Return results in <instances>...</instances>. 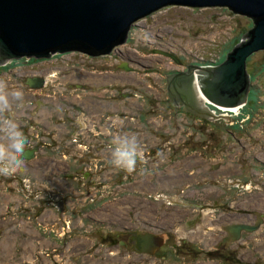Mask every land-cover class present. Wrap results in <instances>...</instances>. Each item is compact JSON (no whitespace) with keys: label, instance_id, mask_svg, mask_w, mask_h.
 I'll list each match as a JSON object with an SVG mask.
<instances>
[{"label":"rangeland","instance_id":"obj_1","mask_svg":"<svg viewBox=\"0 0 264 264\" xmlns=\"http://www.w3.org/2000/svg\"><path fill=\"white\" fill-rule=\"evenodd\" d=\"M252 26V17L227 5H166L137 19L128 39L116 44L110 53L90 54L72 49L48 58L22 57L0 65V81L7 84L9 91L23 93V100L13 105L12 116L6 112L2 118L16 124L20 120L26 129L33 131L42 127L40 121H46V132L62 141L61 145H42L47 149L46 157L54 156L53 149H61V154L65 149L73 153L67 157V152L63 153V160L70 158L71 174L75 169L90 170L85 185L91 187V193L82 196L92 204L83 214L104 224L100 227L93 219H82L79 211L70 216L69 209L77 201L72 186L78 185L80 174L77 178L67 174L63 178V182H69L65 189L33 175L32 171L20 169L11 176H0V197H3L0 199V264H263L264 261L222 260L218 251L210 253L221 240L220 231L213 226L205 229L206 235L197 231L191 234L180 228L167 231L169 242L161 252L151 255L119 244L117 240H124L122 236L115 235L113 241L109 240V233L102 237L106 232L116 234L122 226L129 225L133 212L138 215L148 211L147 217H154L149 207L167 210L162 207L175 203L170 201L174 197L202 200L200 205L184 202L180 210L174 208L176 205L171 206L168 211L177 218L188 210L204 211V216L217 220L220 215L246 217L242 213L253 219L255 210L264 214V49L253 52L247 60L248 70L255 77L245 104L235 109L196 98L197 106L203 107L206 102L212 114L229 118L219 116L209 120L192 112L184 113L181 105L171 101L166 82L167 72L184 66L166 51H173L186 63L217 64ZM115 50L138 59L144 67L140 65V71L122 67L119 63L123 57ZM35 73L48 76L46 89L36 90L24 83L26 75ZM34 95L45 98L46 102L51 100L47 105L50 116H45L41 104L37 123L29 117L30 109L23 118L17 117L21 107L16 104L33 101ZM79 96L86 98L87 105L92 99L96 100L95 106L100 104L95 114L98 123L92 129L90 125H81L86 117L93 115L91 112H85L82 118V114L70 111H82L81 105L74 104ZM57 104L64 113L59 122L57 118L51 119L54 124L59 123L52 126L50 117L55 115ZM68 115L73 124L67 121L70 117L65 120ZM68 123L73 130L70 137L63 129L64 124L69 127ZM116 135H134L140 146L143 158L138 159L132 174L116 169L111 163L112 140ZM210 172L208 180L206 176ZM120 177L121 181L117 180ZM174 177L182 179L179 190L170 191L162 186L152 193L158 192L157 196L161 197L150 196L151 202L144 198L155 181ZM194 179L199 183L192 182ZM43 186L47 193L51 189L47 200L42 196ZM97 191L101 197L94 201ZM225 194H230L228 200L218 205L216 211L203 207L209 201L222 200ZM67 198L71 201V205L67 204L70 208L66 205ZM113 210H119L121 216L111 218ZM130 225L139 228L137 222ZM258 235L255 249L239 251L240 258L250 255L247 260L251 261L252 252L256 251L264 259V233Z\"/></svg>","mask_w":264,"mask_h":264},{"label":"water","instance_id":"obj_2","mask_svg":"<svg viewBox=\"0 0 264 264\" xmlns=\"http://www.w3.org/2000/svg\"><path fill=\"white\" fill-rule=\"evenodd\" d=\"M173 4L189 6L227 5L249 15L253 26L217 64H186L182 73L167 74L168 95L183 109L206 119L214 115L210 106H197L192 89L193 74L199 72L204 100L217 106L245 104L252 88L248 70L249 56L264 49V0H0V65L22 57L48 58L56 52L82 50L90 54L110 53L116 44L125 42L137 19ZM180 62V59L175 56ZM127 67V66H124ZM45 77H30L32 87L45 84ZM194 87V86H193ZM25 156L33 155L27 149ZM247 224H234L230 230L237 239ZM137 247L153 252L164 243V235L146 231L135 236Z\"/></svg>","mask_w":264,"mask_h":264},{"label":"flooded vegetation","instance_id":"obj_3","mask_svg":"<svg viewBox=\"0 0 264 264\" xmlns=\"http://www.w3.org/2000/svg\"><path fill=\"white\" fill-rule=\"evenodd\" d=\"M117 53H119V55H121L123 57V60L119 63V65H121L122 67L125 66L124 62H126L127 64L130 63L131 66L127 65L130 67V69H137L140 71V68L139 66H143L142 64H140L139 60L132 57V56H123L124 53L121 51H116ZM165 53H167L168 55H170L171 57H173L174 60L175 59V56L178 57L181 61L182 64H184V66L180 69L178 68H174L173 70L169 71L166 73L167 74H175V73H182V72H185L187 69H188V66L186 64H191V63H186L182 57L176 55L173 51H166ZM127 60V61H126ZM139 62V63H138ZM8 63V62H7ZM134 63L136 65H134ZM2 66V65H1ZM45 77L46 81H45V84L42 85L41 87H38V88H33V89H46V83L48 82V76L41 73L40 77ZM30 77H36V75L32 74V75H26L25 78H24V83L28 86L29 85V81H30ZM166 82H167V77H166ZM192 85V83H191ZM167 86H168V82H167ZM31 87V86H30ZM168 89V88H167ZM193 89V87H192ZM168 91V90H167ZM194 93V97H195V92L193 91ZM34 100H26L28 103L26 102H23L21 103L22 104V107L19 109V114L17 115L18 118H23L24 116L27 115V113L25 111L29 110L30 109V116L29 117H32L33 120L37 123V119H36V116H38L37 114L40 113V110H41V104H44V111H45V116L49 117L50 116V111L51 110H48L47 109V105L51 104L49 101L51 100H47L48 102H46V99L43 98L44 100L42 101V98L39 96L38 98L36 97V95H34ZM76 99V102L74 103L75 105H81L82 106V109H85L86 112H90L89 109L91 110H94V109H97L98 106L100 104H98L97 106H95L94 104H97L95 103L94 99L92 100H89V103L90 105H87V101H86V98L84 99V96H79V100L82 99V101H79L78 98H75ZM87 99H90L89 97ZM29 102L32 103V107L30 106ZM34 104V105H33ZM54 105H55V102H54ZM181 107L183 108L184 107V104L181 105ZM62 108L60 104H57V107L55 109L54 114H51V117H50V123H52V126H54V123L51 121L52 118L56 119V120H59L62 118V115H61V112H62ZM64 112V111H63ZM184 113H187V114H190L191 112L189 111H186L184 110ZM12 111L9 112V115L12 116ZM60 115V117H59ZM65 115V114H64ZM67 117H70L69 115L66 116V119L67 120ZM99 118L98 116H95V114L91 115V116H88L86 117L85 119V123H82L81 120H79L81 122V125L82 126H86V125H90V128L92 129V127L95 125V123L97 124L98 123V119ZM71 120H67L69 121L71 124H73V121L72 118L70 117ZM16 122L18 123L17 125L20 126L21 129V132H23L24 136L27 138V143H26V146H25V151L27 149H33V155L30 156V157H26L25 156V153L23 154V161H24V166L21 168L22 170L24 171H32L33 175H36L38 176L39 178H47L52 185L58 187V188H64L67 186V183H69L68 181L66 182H63V178L68 174L70 175V177H78L77 175L80 174V179L78 180V185H74L72 186V189H74V196L77 197V201L75 200V204L72 208H70L69 206L71 205V201L69 202L68 198L65 200L66 201V205L67 204H70V205H67L71 211V217H74L75 216V213H77L79 211V214L82 213V219L83 218H87V219H93L92 221L98 225V226H103L104 224L101 222L100 219H97V218H94L92 216H90L89 214H86L84 215L83 212L84 210L88 207V205L92 204L91 202L89 203L88 200H84L82 194H89L91 193L90 191V186L88 185H85V180L88 179L91 175V172L90 170H85V169H75L73 170L72 174H71V170H72V166L70 164V158L66 159V160H63V153L65 154V152H67V155H65L66 157L67 156H73V153H69L68 151H64L65 149H63V153L61 154L60 150L61 149H53V153H54V156H47L46 157V153H47V149H43L42 145L44 144H48L49 146H53V144H56V140L54 138H52L50 136V133L49 132H46L47 130V127L45 126L44 123H46V121L44 122H41L42 127L41 128H34V131L31 130V129H26L25 128V124L20 121V120H16ZM69 124V123H68ZM69 124V127L67 125L64 124V130L66 131V133L69 134V137L70 135L72 134L73 130H72V125ZM51 124H49L50 126ZM100 126V125H99ZM102 127V126H100ZM67 128V129H66ZM102 129V128H101ZM107 130V129H106ZM27 131V133L25 132ZM33 131V132H32ZM88 132V131H87ZM103 134L105 135V132L104 130H102ZM77 132H75L76 134ZM72 136V135H71ZM61 142L62 141H59L58 143L61 145ZM72 152V151H70ZM77 154V152H76ZM76 156V155H75ZM34 159H37L38 162L34 161ZM150 171H154L152 170L151 168V165H150ZM141 173V172H140ZM211 175V172L209 173V175L206 176V178L209 180V176ZM121 177L120 179H117V180H120L121 181ZM166 181V183H165ZM170 181V182H169ZM196 179L192 180V182H195ZM199 183V181H196ZM146 184V183H144ZM208 184H209V181H208ZM182 185V179H176L175 177L172 179V180H167V179H158V181L155 183H153L151 185V188H147L148 190H146L145 192V199L149 202L150 199L149 197L151 196L152 198H159L161 196H157L158 192L154 195L152 193H154L153 191L154 190H157L159 187L161 188L162 186L164 188H169L170 191H177L179 190L180 186ZM184 186V185H183ZM148 187V185H147ZM86 189L83 190V189ZM44 190V195H42L44 197V200H47L49 195L51 194V189L48 190V193L46 192V187L43 186L42 188ZM54 189H57L54 187ZM211 189V188H210ZM59 190V189H58ZM194 192H196L197 190H193ZM172 196V195H171ZM230 194L228 195H224V197H222V200L220 201H216L215 199V202L214 203H210L207 202V205L203 206V207H206L208 209H210L211 211H216L217 209V206H221V204H225L227 197H229ZM63 197V196H62ZM100 194L99 192L97 191L94 195V201L98 200L100 198ZM171 197L168 196V199H170ZM206 198V196H205ZM217 198V197H216ZM220 198V197H218ZM217 198V200H218ZM0 199L2 200L3 197L1 196ZM62 199V198H61ZM55 200V198H54ZM53 200V202H54ZM182 199H179V200H175L174 198H171L170 201L174 202L173 204H166V207H162V208H166L167 210H161L159 209L158 207L155 208L153 210V208L149 207L148 210H150V213H153L154 211V217H147L148 216V211L146 213H135L133 212V217L131 216V219H130V224H134L135 222H137V224H139V228H133L130 224L129 225H125V226H122V230L119 229L117 230L116 234L112 233V232H106V235L104 236V234L102 235V237H107V234H108V237H110L109 240L113 241L115 239V235L116 236H122L124 238V240H117L119 242V244H124L126 246H128L129 248H132L134 250H139L138 247H137V242H136V238L135 236L139 233H142V232H146V231H154V232H158V233H161L162 235H164V243L160 246V247H157L155 248V251L153 252H145L149 255H151L152 253H155L157 254V252H161L162 248L165 246L166 243L169 242V238L170 236H166V232L167 231H178V229H183V231H188V233H194V232H201V233H204V235H206L207 233L205 232L207 230V227L210 228V226H213L215 228H217L220 233H221V240H220V244H217L212 247L210 249V253L212 252H217L221 255L220 256V259L223 258L222 260H231V261H240L242 263H249V262H260L262 263V261H264V259H262V256L260 255V252H256V251H253L252 252V260L251 261H248L247 258H249V256H244V257H239L237 255V253L239 251H244V250H248V248H253V250L255 249L253 246L255 245V242H256V237H258L259 233L262 232V234L264 233V214L255 210L253 212V215L255 216L253 219H251L248 215V213H242V214H246V217H243L242 215H240L241 217H235V216H226V215H220L219 216V219L217 220L216 217H211L209 215H206L204 216V211H198V212H193L191 213V211H187L183 216H179L178 218L172 214H170L171 211H168L170 208H172L171 206H177V207H174V208H178V210H180V206H182L184 204V202H187L188 204H194V205H200L199 203L202 202V200H199V202H194V201H185V200H182ZM210 200V199H209ZM151 202V201H150ZM218 202V203H217ZM203 204V203H202ZM230 207L232 206V204H228ZM194 207V206H193ZM111 218L115 215V216H121V213L119 210L117 211H111ZM208 214V213H207ZM257 214V215H255ZM233 218V219H232ZM200 221L202 222H205L206 224L202 225V224H198ZM102 223V224H101ZM110 223H113L115 225L114 222L110 221ZM241 223H244V224H247L248 226L250 227H254L252 231H249V230H246V229H242L241 231V235L239 236V239L235 240L234 237H233V234H235L234 231H231L230 230V226L231 225H234V224H241ZM107 225V224H106ZM117 225V223H116ZM204 226H206L204 228ZM206 229V230H205ZM94 231H96L95 229H93ZM98 230V229H97ZM196 232V233H197ZM41 233V232H40ZM200 233V234H201ZM97 234H102V232H98ZM122 234V235H121ZM209 234V233H208ZM94 235V234H93ZM178 235V234H177ZM211 235V234H210ZM220 247L223 248V250H220ZM140 251V250H139ZM196 251H201L200 249H197ZM163 256V254H162ZM257 256V257H256ZM242 258H246V261H242ZM264 264V263H263Z\"/></svg>","mask_w":264,"mask_h":264},{"label":"clouds","instance_id":"obj_4","mask_svg":"<svg viewBox=\"0 0 264 264\" xmlns=\"http://www.w3.org/2000/svg\"><path fill=\"white\" fill-rule=\"evenodd\" d=\"M23 100L20 90L9 91L4 81H0V176H11L24 166L22 159L27 138L12 120L3 119V114L11 112L16 102ZM22 107V104H16ZM111 163L128 174L136 170L138 159L143 158L140 146L134 135H116L113 137Z\"/></svg>","mask_w":264,"mask_h":264},{"label":"bare ground","instance_id":"obj_5","mask_svg":"<svg viewBox=\"0 0 264 264\" xmlns=\"http://www.w3.org/2000/svg\"><path fill=\"white\" fill-rule=\"evenodd\" d=\"M130 34V33H129ZM116 51V50H115ZM177 61V60H176ZM181 62V61H180ZM124 64H125V66H127L128 64L126 63V62H124ZM4 65V64H3ZM124 68H126V69H130V67L129 66H127V67H124ZM34 75H36V76H40L41 75V73H35ZM199 72L197 71V70H195V72H194V74H193V85H194V88H195V90H196V93H197V95H198V97L200 98V102H203L204 101V99H205V96L203 95V93H202V90H201V87H200V81H199ZM253 78V77H252ZM30 79V78H29ZM29 85H30V83H29ZM31 86V85H30ZM32 87V86H31ZM41 87V86H40ZM33 88H38V87H33ZM195 90H194V92H195ZM251 95V94H250ZM232 108H235V109H237V106H235V107H232ZM73 111V110H72ZM67 129V128H66ZM253 230V229H252ZM252 230H250V231H252ZM235 239V238H234ZM237 239H239V237L237 238ZM237 239H235V240H237ZM143 252V251H142Z\"/></svg>","mask_w":264,"mask_h":264},{"label":"crops","instance_id":"obj_6","mask_svg":"<svg viewBox=\"0 0 264 264\" xmlns=\"http://www.w3.org/2000/svg\"><path fill=\"white\" fill-rule=\"evenodd\" d=\"M97 109H98V108H97ZM97 109H94V110L89 109V111H90L92 114H96ZM70 111H72V110H70ZM55 112H56V111H55ZM73 112H75V113H79V114H82L81 117L84 118L83 115H85L86 110H85V109H82V111H80V112H77V111H74V110H73ZM61 113H64V112H61ZM86 113H87V112H86ZM57 121H58V120H57ZM58 122H59V121H58ZM58 122L55 123L54 126H58V125H59ZM58 140H59V139L56 140L57 143L59 142ZM186 166H187V165H186ZM174 199H175V200H179L178 198H175V197H174ZM180 199H181V198H180Z\"/></svg>","mask_w":264,"mask_h":264},{"label":"trees","instance_id":"obj_7","mask_svg":"<svg viewBox=\"0 0 264 264\" xmlns=\"http://www.w3.org/2000/svg\"><path fill=\"white\" fill-rule=\"evenodd\" d=\"M247 30H249V29H247ZM235 44H236V43H235ZM252 77H253L252 79H254L255 76L253 75ZM252 89H253V88H251V91H250V92H252ZM116 240H117V239H116Z\"/></svg>","mask_w":264,"mask_h":264}]
</instances>
